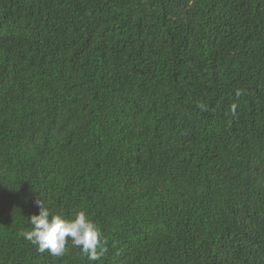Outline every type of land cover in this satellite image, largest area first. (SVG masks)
<instances>
[{"label": "trees", "instance_id": "obj_1", "mask_svg": "<svg viewBox=\"0 0 264 264\" xmlns=\"http://www.w3.org/2000/svg\"><path fill=\"white\" fill-rule=\"evenodd\" d=\"M0 264H264V0H0Z\"/></svg>", "mask_w": 264, "mask_h": 264}, {"label": "clouds", "instance_id": "obj_2", "mask_svg": "<svg viewBox=\"0 0 264 264\" xmlns=\"http://www.w3.org/2000/svg\"><path fill=\"white\" fill-rule=\"evenodd\" d=\"M35 203L39 212L32 215L28 223L31 230L20 233L24 239L33 244L39 253L48 252L51 256L64 254L67 240L81 249L91 260H96L97 246L100 243V231L84 212L77 213L72 219L52 215L40 199Z\"/></svg>", "mask_w": 264, "mask_h": 264}]
</instances>
